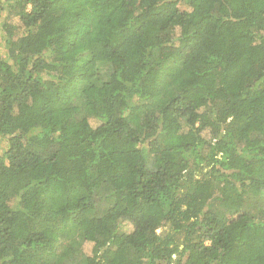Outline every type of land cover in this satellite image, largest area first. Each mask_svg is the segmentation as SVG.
<instances>
[{
  "label": "trees",
  "instance_id": "obj_1",
  "mask_svg": "<svg viewBox=\"0 0 264 264\" xmlns=\"http://www.w3.org/2000/svg\"><path fill=\"white\" fill-rule=\"evenodd\" d=\"M0 141V264H264V0H0Z\"/></svg>",
  "mask_w": 264,
  "mask_h": 264
},
{
  "label": "rangeland",
  "instance_id": "obj_2",
  "mask_svg": "<svg viewBox=\"0 0 264 264\" xmlns=\"http://www.w3.org/2000/svg\"><path fill=\"white\" fill-rule=\"evenodd\" d=\"M172 50H173L172 48H165V49H164V52L168 54V53H171ZM251 82H252V76H251V77H248V78H245V79L243 80V85H244V86H247V85H249ZM3 147H4V144L0 141V154H1L2 151H3ZM158 231H160V229H159Z\"/></svg>",
  "mask_w": 264,
  "mask_h": 264
}]
</instances>
